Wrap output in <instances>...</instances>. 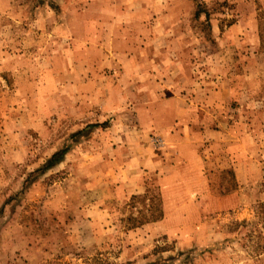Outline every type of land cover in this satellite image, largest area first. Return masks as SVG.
Returning <instances> with one entry per match:
<instances>
[{"label": "rangeland", "instance_id": "1", "mask_svg": "<svg viewBox=\"0 0 264 264\" xmlns=\"http://www.w3.org/2000/svg\"><path fill=\"white\" fill-rule=\"evenodd\" d=\"M262 51L264 0H0V264H264Z\"/></svg>", "mask_w": 264, "mask_h": 264}, {"label": "crops", "instance_id": "2", "mask_svg": "<svg viewBox=\"0 0 264 264\" xmlns=\"http://www.w3.org/2000/svg\"><path fill=\"white\" fill-rule=\"evenodd\" d=\"M246 18L245 17H241L240 19H238L236 22H234L233 24H231L230 26H228L227 28V32H231V31H236L238 30V28L241 30L245 29L246 23H245ZM251 23V20H249ZM249 23L250 28L252 29V25ZM257 24V23H256ZM255 24V30L257 31V25ZM249 28V30H250ZM260 39L257 36V40L255 41V47L259 46L260 47ZM260 58H264V51L260 52V54H257ZM165 65V62L161 63V67ZM161 82V81H159ZM163 89L161 87V85L159 84V88L152 90L151 93L155 92L156 90H159L161 92L164 93V91L166 90V84L165 82H163ZM147 90V89H146ZM212 94V93H211ZM161 100V99H159ZM214 100V99H212ZM169 102V103H167ZM198 105V104H197ZM195 104H193L192 102L189 104L184 103L183 100H180L179 97H175L172 96L169 98H166V96L163 98V101H160L159 103H150V102H143L141 104V109L143 111H149L150 115H153L155 110H161L160 107L163 108L164 110V114L162 116L160 115V122L162 123L163 121V125L165 129L164 132V137L166 136V139H168V143L175 146L176 149L180 150L181 148L184 147H188V145H185V143H187V140H191L190 138H185L182 137L181 133L183 135H185L186 133H188L189 130V124H191V119L192 116L195 114V111H197L196 108H198ZM160 106V107H159ZM154 119V118H153ZM149 124L150 123H155L152 118H149L146 120ZM148 124V125H149ZM174 125H177L176 127H174ZM184 127L186 128L187 132L185 131L184 128L180 127ZM179 129V131H178ZM186 140V141H185ZM148 160H149V156H147V164H148Z\"/></svg>", "mask_w": 264, "mask_h": 264}, {"label": "trees", "instance_id": "3", "mask_svg": "<svg viewBox=\"0 0 264 264\" xmlns=\"http://www.w3.org/2000/svg\"><path fill=\"white\" fill-rule=\"evenodd\" d=\"M59 154H61V152L59 153H55L52 158L49 160V164L53 163L56 160V156H58Z\"/></svg>", "mask_w": 264, "mask_h": 264}]
</instances>
